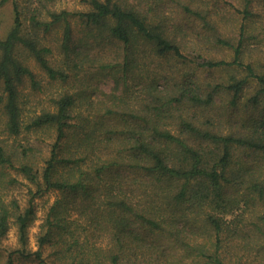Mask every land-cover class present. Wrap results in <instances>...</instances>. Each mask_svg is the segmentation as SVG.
Here are the masks:
<instances>
[{
    "label": "trees",
    "instance_id": "obj_1",
    "mask_svg": "<svg viewBox=\"0 0 264 264\" xmlns=\"http://www.w3.org/2000/svg\"><path fill=\"white\" fill-rule=\"evenodd\" d=\"M209 1L81 0L70 11L58 0H0L13 6L0 34V240L14 225L19 244L0 264H264V0ZM56 30L59 61L46 41ZM106 41L121 62L98 67L120 70L123 90L96 99L77 69L92 66L73 56L87 61L82 46ZM34 68L62 87L26 123L18 87L38 85ZM47 128L41 163L34 147L2 138ZM10 171L33 185L23 206L3 198ZM49 192L29 251L35 198Z\"/></svg>",
    "mask_w": 264,
    "mask_h": 264
},
{
    "label": "rangeland",
    "instance_id": "obj_2",
    "mask_svg": "<svg viewBox=\"0 0 264 264\" xmlns=\"http://www.w3.org/2000/svg\"><path fill=\"white\" fill-rule=\"evenodd\" d=\"M219 1V0H218ZM214 3L213 0L209 1V4ZM57 6L60 8H66L70 11L80 10L82 8L81 0H58ZM226 6L222 3L218 4L217 10L227 12L225 9ZM172 10V9H171ZM228 14V13H227ZM13 17V6L11 3H7L4 6H0V34L5 32V30L11 24ZM173 21L175 24H178L183 28V31L187 32L188 39L200 40V36H198L199 28L197 24L185 25L186 23L182 19L183 15H180L176 11L173 13ZM237 16L232 18L235 21L233 28H237ZM74 28V35L78 39L79 43L85 41H79L82 37L86 38V29L84 25L77 21H72ZM182 24V25H181ZM236 24V26H235ZM183 25L185 27H183ZM61 30H56L52 34L47 36V44L53 49V60H61L64 59V55L61 49ZM82 38V39H83ZM93 42V40H90ZM86 43V42H84ZM82 54H86L87 61H83L80 58L74 57V60L77 64H82V66L87 69L89 66H92L85 73L79 68H77L80 72V77H82L83 84L80 83L81 88H83V92H87L88 84L92 90H96L93 93L94 98H103L100 95V92H105L106 94H119L123 90V82H122V73L119 70L114 72H109V70L101 69L98 66L102 64L106 65L109 63H119L121 62V47L119 44L114 43L112 41H106L103 46H96L92 43H88L85 47L84 45L81 48ZM227 57L229 56L226 55ZM84 59V58H83ZM90 59V60H88ZM230 58H227L229 60ZM31 64V63H30ZM33 65V64H31ZM35 69V68H34ZM36 80L38 85L33 88L28 79H25L18 87V90L21 94V100L24 102V121L28 123L29 119L34 114H39V112L44 108H52L51 99L57 96L58 90L61 89V85L56 82H52L49 80L43 72L39 69H35ZM70 82H73L71 80ZM127 84L134 89L139 88L138 82L133 80H126ZM161 83H163L161 81ZM76 84V82H73ZM89 92V91H88ZM87 94H81V97H85ZM244 112L241 109L232 110L230 114L232 116V120H240L241 116ZM55 130L53 128L33 130L30 132H22L18 136H7L2 135V138L8 144H23L30 145L35 148L38 155H40L39 162L41 163V158L47 154V149L49 143L52 141ZM1 133V131H0ZM1 136V134H0ZM14 179L13 183L8 185L5 190H3L2 195L5 201H10L12 199L19 202L21 206L25 205L27 200L31 197L32 192L30 189L33 188L27 180H25L22 176L17 175L15 172L10 171L8 175V180ZM56 197V193L49 192L43 194L41 197L38 196L35 198V203L37 204V214L35 220L32 222L28 229V242L27 249L29 251H34L37 249V233L39 231V225L43 221L44 214L46 212V208L51 204ZM18 237L16 227L12 225L11 229L8 231L6 236L0 240V258H5L6 255L18 248ZM15 264H38L37 262L31 261L30 259H17L15 257Z\"/></svg>",
    "mask_w": 264,
    "mask_h": 264
}]
</instances>
